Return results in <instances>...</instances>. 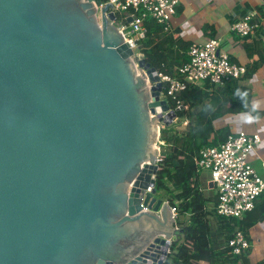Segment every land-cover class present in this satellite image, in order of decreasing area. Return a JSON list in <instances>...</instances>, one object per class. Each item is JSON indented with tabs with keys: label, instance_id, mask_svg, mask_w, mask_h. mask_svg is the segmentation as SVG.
Returning a JSON list of instances; mask_svg holds the SVG:
<instances>
[{
	"label": "water",
	"instance_id": "water-1",
	"mask_svg": "<svg viewBox=\"0 0 264 264\" xmlns=\"http://www.w3.org/2000/svg\"><path fill=\"white\" fill-rule=\"evenodd\" d=\"M110 9L0 0V264H162L180 240L155 189L176 114Z\"/></svg>",
	"mask_w": 264,
	"mask_h": 264
},
{
	"label": "trees",
	"instance_id": "trees-1",
	"mask_svg": "<svg viewBox=\"0 0 264 264\" xmlns=\"http://www.w3.org/2000/svg\"><path fill=\"white\" fill-rule=\"evenodd\" d=\"M145 27V38L138 43L139 53L159 73L176 76L178 67L188 60L189 44L175 40L170 31L163 32L162 25L153 19H147ZM235 84L236 80L229 81L221 92L228 86L234 89ZM206 85L208 88L209 85ZM207 88L191 86L182 93L181 101L188 110L178 111L176 114L178 119L188 114L190 119L185 131L178 132L168 127L160 133L164 146H160V160L157 163L156 197L176 209V223L183 230L182 240L171 244L163 264H248L244 255L232 256L227 246L232 232H243L246 223L218 216L217 194L214 210L209 209L210 199L200 188V171L196 167L200 150L219 145L229 134L226 129L216 130L213 126L214 121L223 114L220 110L223 102L217 95L220 88L210 92ZM234 98L240 101L236 95ZM168 104L175 107V103L170 100ZM196 109L198 110L194 112ZM260 199L264 201V197ZM213 215L227 233L226 245L221 250L213 242L214 235L209 220ZM180 217H184L183 220H178Z\"/></svg>",
	"mask_w": 264,
	"mask_h": 264
},
{
	"label": "built area",
	"instance_id": "built-area-1",
	"mask_svg": "<svg viewBox=\"0 0 264 264\" xmlns=\"http://www.w3.org/2000/svg\"><path fill=\"white\" fill-rule=\"evenodd\" d=\"M103 4L112 6L114 25L130 44L132 49L145 38V21L153 19L162 25L163 32L171 30V22L176 14L178 0H103ZM255 13H248L233 23L230 30L241 37L248 36L258 25L252 23ZM130 20V21H129ZM220 40L216 38L204 42H192L187 50V62L180 65L176 76L159 73L162 83V98L175 103L170 109L176 114L187 111L181 101V95L191 86L208 84L213 88H222L231 80H239L246 73L243 65L232 63L226 53L219 50ZM176 117L173 120H177ZM187 124V121H185ZM157 145L164 146L160 133L168 126L161 123ZM167 126V127H166ZM261 142L258 134L240 131L228 134L217 146L200 150L196 158L198 171H208L210 182L217 194L216 214L227 219L240 220L251 212L258 199L264 197V180L257 174L249 162V155ZM160 157L158 158V162ZM170 207V206H169ZM174 220L177 211L170 207ZM232 256H242L249 248L244 233L234 230L227 241ZM170 252V250H169ZM169 254V253H168Z\"/></svg>",
	"mask_w": 264,
	"mask_h": 264
},
{
	"label": "crops",
	"instance_id": "crops-1",
	"mask_svg": "<svg viewBox=\"0 0 264 264\" xmlns=\"http://www.w3.org/2000/svg\"><path fill=\"white\" fill-rule=\"evenodd\" d=\"M260 9L261 12H259ZM248 13L256 14L252 22L258 27L248 36L236 35L230 30L231 25ZM170 32L175 40L179 39L189 45L192 42L219 39V50L226 53L232 63L245 66L246 73L236 80L235 90L228 86L225 92H221L224 87L220 88L217 95L223 102L220 109L223 114L214 121L213 126L216 130L226 129L229 134L245 131L247 134L260 136L261 142L249 155V162L264 180V0H178ZM206 86L204 84L197 87L203 89L207 88ZM217 89L211 86L207 88L209 92ZM237 89L248 92L250 103L254 100L261 102L258 121L252 124L242 123L241 114L248 109L242 106L241 101L234 98ZM189 119L186 117L184 122L187 121L188 124ZM199 181L203 194L210 199L209 209L214 210L217 201L216 191L214 187H210L209 172L200 171ZM183 218L180 217L178 220ZM209 220L211 232L214 235V245L219 246L221 250L226 245L227 233L222 224L218 223L215 215ZM237 221L246 223L243 233L250 245V248L244 252L243 258L248 264H264V201L258 199L255 209ZM175 225L180 228L177 223ZM182 236L183 233L179 242Z\"/></svg>",
	"mask_w": 264,
	"mask_h": 264
},
{
	"label": "clouds",
	"instance_id": "clouds-1",
	"mask_svg": "<svg viewBox=\"0 0 264 264\" xmlns=\"http://www.w3.org/2000/svg\"><path fill=\"white\" fill-rule=\"evenodd\" d=\"M235 95L241 101V104L248 111L242 113V123L252 124L260 119L259 109L261 107V102L259 100H254L251 103L248 100V92L236 90ZM211 107V106H209Z\"/></svg>",
	"mask_w": 264,
	"mask_h": 264
},
{
	"label": "rangeland",
	"instance_id": "rangeland-1",
	"mask_svg": "<svg viewBox=\"0 0 264 264\" xmlns=\"http://www.w3.org/2000/svg\"><path fill=\"white\" fill-rule=\"evenodd\" d=\"M135 57L137 58V55L139 54L138 48L133 49ZM188 116V114L185 116H182L181 118L177 119V120H173V122L170 124V128L174 129L175 131L178 132H183L186 129V124L184 122V119ZM167 127V126H166ZM167 127V128H168ZM214 224V221H211Z\"/></svg>",
	"mask_w": 264,
	"mask_h": 264
}]
</instances>
